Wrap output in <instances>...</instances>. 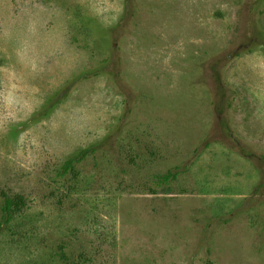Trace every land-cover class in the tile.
Instances as JSON below:
<instances>
[{"label": "rangeland", "instance_id": "1", "mask_svg": "<svg viewBox=\"0 0 264 264\" xmlns=\"http://www.w3.org/2000/svg\"><path fill=\"white\" fill-rule=\"evenodd\" d=\"M0 264H264V0H0Z\"/></svg>", "mask_w": 264, "mask_h": 264}, {"label": "trees", "instance_id": "2", "mask_svg": "<svg viewBox=\"0 0 264 264\" xmlns=\"http://www.w3.org/2000/svg\"><path fill=\"white\" fill-rule=\"evenodd\" d=\"M71 163L72 162L69 161L67 163V165L70 166ZM166 178H168V175L166 176ZM24 205H25V200H24L23 196H21V195H15V196L5 195L4 202L2 205V209H3L4 213L6 214V216L9 219H11L16 214H18V212H20L22 210Z\"/></svg>", "mask_w": 264, "mask_h": 264}]
</instances>
